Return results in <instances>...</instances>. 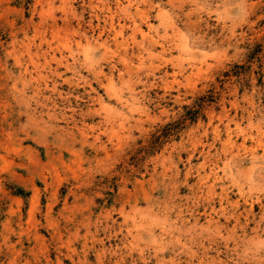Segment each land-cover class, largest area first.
I'll use <instances>...</instances> for the list:
<instances>
[{"label":"clouds","instance_id":"9594fccd","mask_svg":"<svg viewBox=\"0 0 264 264\" xmlns=\"http://www.w3.org/2000/svg\"><path fill=\"white\" fill-rule=\"evenodd\" d=\"M0 264H264V0H0Z\"/></svg>","mask_w":264,"mask_h":264}]
</instances>
